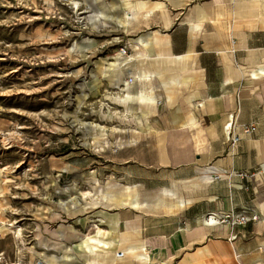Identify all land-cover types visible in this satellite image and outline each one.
Returning <instances> with one entry per match:
<instances>
[{"label": "crops", "instance_id": "0c3cea01", "mask_svg": "<svg viewBox=\"0 0 264 264\" xmlns=\"http://www.w3.org/2000/svg\"><path fill=\"white\" fill-rule=\"evenodd\" d=\"M151 1L141 3H156ZM158 2L166 10L127 34L129 44L140 45L131 47L129 59L133 66L141 57L143 67L163 68V78L188 82L169 102L162 77L128 73L133 92L149 89L144 79H150L159 98L156 104H129L134 113L148 106L154 111L143 114L140 125L152 129L143 138H153L155 150L139 157L142 170L133 172L134 184L128 185L138 184L146 196L178 185L185 208L174 213L115 208L120 240L113 264H264V0ZM155 18L165 25H152ZM157 32L168 36L166 46L141 47ZM233 118L241 127L258 125L236 146L228 136ZM211 212L257 220L233 230L204 224Z\"/></svg>", "mask_w": 264, "mask_h": 264}, {"label": "rangeland", "instance_id": "374dc122", "mask_svg": "<svg viewBox=\"0 0 264 264\" xmlns=\"http://www.w3.org/2000/svg\"><path fill=\"white\" fill-rule=\"evenodd\" d=\"M117 1L0 0V264L41 261L37 226L52 243L60 241L53 232L61 225L95 235L94 224L116 209L88 208L77 191L88 190L94 177L134 184L139 157L155 150L153 138H143L152 130L141 127L143 114H127L120 90L95 75L104 58L112 63L124 47L123 57L133 54L132 31L97 16L102 5ZM151 23L165 25L160 18ZM92 125L109 144H92ZM131 130L142 139L134 141Z\"/></svg>", "mask_w": 264, "mask_h": 264}, {"label": "bare ground", "instance_id": "6f19581e", "mask_svg": "<svg viewBox=\"0 0 264 264\" xmlns=\"http://www.w3.org/2000/svg\"><path fill=\"white\" fill-rule=\"evenodd\" d=\"M101 1L102 0H93L96 5L102 4ZM164 6L165 4L162 2L136 3L132 6L129 1L120 0L112 3L109 7L102 5L97 13V16H99V20H103L104 22L115 18L117 24L129 32L137 29L143 23L147 24L153 17H156L155 12L160 9L162 10ZM112 8L122 10L114 15L112 13ZM168 41V36L157 32L152 34L151 37L149 36L147 41L143 44L144 46L141 47L147 48L150 43L157 46H166ZM130 46L134 49H138L140 47L137 43H132ZM137 59L140 61L132 66V59H129V57H123L121 54L116 56L115 60L108 65V59L104 58L101 62L102 67H100L98 72L95 73V75H101L104 78L107 77L113 86L118 87L120 93L123 94L119 98V101L125 105V112L127 114H136L132 111L133 108L129 106L132 102H138L140 104H156L159 100L158 94L156 93L157 90L155 91L151 88L152 85L150 84V79H144L149 82H147L148 86H150L149 89L146 88L139 93L131 90V82H129L126 78L129 72L133 76L145 78L151 77L152 75L162 77L161 74L164 71V69L159 65L150 68L143 67V63L141 62L142 58L140 57ZM132 69L136 71L135 74L131 72ZM187 82L188 81L180 78L179 76L169 77L167 79L162 77V83L165 87L166 97L169 102L175 101L178 93L180 92L179 87ZM141 113L145 116H149L154 114V111L149 110L148 106L145 110L141 108ZM114 130L120 132L119 128L113 127V131ZM126 133L127 132H125V134ZM88 134H90L92 144L95 147L102 148L104 147V144L110 143L108 136L100 131L96 125L91 126ZM131 134L133 140L137 141L139 132L131 130ZM3 142L5 143L4 145L7 146L11 143L9 140H4ZM158 146L161 153H164V136H161V134L158 136ZM7 182H10V180ZM187 184H189V182ZM194 185L198 186L197 183ZM1 192L2 189L0 188V193ZM77 192H80V198H82V201L88 206V208H94L98 205L114 209L121 207H131L135 210L150 208V211L152 212L163 211L165 213H174L177 210H183L185 208L184 198L181 195V189L178 185H175L171 189L157 191L155 193L152 192L150 195L147 194L148 196H146L138 185H122L117 181H110L104 184L94 177L92 178V184H90V188L88 190H79ZM79 204L80 202H77L76 207ZM63 205L65 206V204ZM262 208L264 212V206H262ZM65 210L69 211L68 208ZM211 220L212 221L210 222L207 219H202V222L206 225H210V223L215 224L217 222L215 219ZM98 221L101 222V224L96 225V223L94 224V221H91V223L95 225V235L81 234L73 226H59V229L54 231L53 235L58 236L60 241L54 243H52L50 239L42 237L40 232L41 227L37 226L35 235L38 238L39 246L43 248V252L38 253V256L41 258V262L44 264H113L114 249H116L120 240L118 239L117 241L116 236L117 232L120 230V223L117 222L116 219L108 217L107 214H103L102 219ZM104 225H106L107 228H101V226ZM46 230L47 232H50L48 229ZM18 231L19 234L22 233L19 227ZM14 233L16 235L17 232ZM66 241H69L70 244Z\"/></svg>", "mask_w": 264, "mask_h": 264}, {"label": "built area", "instance_id": "2783aa9c", "mask_svg": "<svg viewBox=\"0 0 264 264\" xmlns=\"http://www.w3.org/2000/svg\"><path fill=\"white\" fill-rule=\"evenodd\" d=\"M122 54H126V47L121 49ZM258 130V125L256 123H251L247 126H240L238 125L236 119H231L230 123L228 124V136H229V142L232 144V146L238 145L246 136H253ZM205 219L212 221L211 219L217 220L215 225L217 224H223L231 227L233 230L239 228V227H245L248 225V223L252 221H256V216H249L245 213H215L211 212L205 215ZM210 225H214L211 224ZM237 234L232 235V239H236ZM119 256H122V253L118 254Z\"/></svg>", "mask_w": 264, "mask_h": 264}, {"label": "water", "instance_id": "95a60500", "mask_svg": "<svg viewBox=\"0 0 264 264\" xmlns=\"http://www.w3.org/2000/svg\"><path fill=\"white\" fill-rule=\"evenodd\" d=\"M37 264H44V263H42L41 261H39V262H37Z\"/></svg>", "mask_w": 264, "mask_h": 264}]
</instances>
